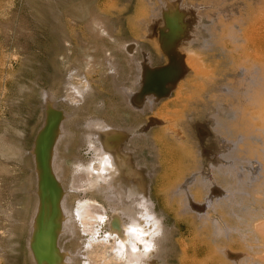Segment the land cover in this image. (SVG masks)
<instances>
[{
	"label": "bare ground",
	"instance_id": "bare-ground-1",
	"mask_svg": "<svg viewBox=\"0 0 264 264\" xmlns=\"http://www.w3.org/2000/svg\"><path fill=\"white\" fill-rule=\"evenodd\" d=\"M78 1L55 0V4L70 6L72 9L71 16L75 19H85L88 31L93 34V41L88 46L83 45L84 47L81 48L80 63L73 62L70 57L64 59L63 67H68L65 75L61 76L59 71L54 73L52 82H50L49 93L42 96L46 111L51 108L55 109L53 103L58 101L60 95H62L63 103L65 99L67 100L66 105H64L67 107L65 112L63 110L65 118L64 121L62 120L61 128L56 132H54L56 128L53 130L52 141L54 144L56 143L55 147L52 143L51 146L53 147L47 145L52 131V125H48L40 130L34 149L27 156L32 170L28 178V192L30 203L34 201L31 218L26 224V229L29 232L27 249L33 264H169L167 259L173 249L181 252L179 264H245L248 257L245 258L243 254L236 256L234 252L228 250L225 241L229 242V238L236 234L240 237L241 242L250 243L248 239V241L246 240L245 235L248 232H251L255 237L259 234L264 235V219L254 221L255 219L250 218L249 210L243 197H241L242 195L239 196L238 200L234 196V188L241 187V194H245L243 192L246 191V185L249 183L247 184L241 178L236 180L235 187L231 183L238 175L236 168L237 144L246 146V140L253 141V143L260 140H256L253 136H239L237 142L222 141L220 134L223 131L227 134L231 130H228V127L223 128L217 120L216 112L220 110L217 109L219 104L215 102L220 100L219 96L214 95L212 90L204 91L207 87L211 88L218 78L215 79L213 75L205 72L203 61L208 60L209 57L202 55L203 57L200 59L199 54L197 55L198 51H205L212 43L213 37H211L208 29L217 24L215 21V17L218 16L216 12L224 14L231 7L230 2L233 0H202V4L196 3V5L189 6L184 5L183 0H167L168 2L159 5V10L150 14V20H144L142 13H139L135 17L137 27H142L138 24L139 21L145 25L143 26L145 35L155 41L158 56L164 60L168 59L169 65L167 64L165 68L160 70L153 69L151 65L146 66L147 59L145 56L149 51H144V43L139 40L140 33L136 27L132 29L130 38L137 47L121 41L118 36L113 34L112 18L104 13L105 11H112L113 7L104 5L102 8L105 11L93 6L90 9L87 0L77 3ZM86 4H88V9ZM257 5L255 8L248 9L246 18L251 17V19L245 27L236 32L234 29L228 30V36L232 42L239 43L237 47L241 46L240 52L243 63H249L256 59L261 63L259 65H264V0H257ZM224 6L226 7L223 8ZM255 13L257 18L253 17ZM50 17L55 22V25L52 26H55V31L59 35L60 48L64 50L65 43L69 40L68 33L62 26L58 12L52 11V8H50ZM107 42L113 44L108 45ZM138 46H141L142 49ZM250 70L253 71V74H250ZM95 71L100 76V82L106 83L108 81L110 88L118 97V102L112 105L113 117H108L105 112L106 103L104 99L98 96L97 91L90 85V79L86 76L87 73L92 74ZM240 71L249 72L247 78H244L245 81L242 78L243 85L249 91L257 82L259 84L260 81H263L257 76L259 73L254 74L258 72L254 65H251V69L248 71ZM243 72L241 73L244 74ZM241 73L240 75H242ZM252 75H256V77H252ZM147 79H149L148 82L156 81L157 83L163 79L160 81L162 85L159 86V89L164 94L153 95L155 96L154 99L151 98L145 103L144 93L146 90L142 95L141 89L138 93L137 88L139 85H146ZM241 82L239 81L238 84ZM243 85L241 86L242 90ZM185 87H189L191 90L201 89L202 100L198 104L201 105L202 103V117L188 115L185 119H178L179 122L177 123L173 115H176L179 110L173 111L172 107H175L179 100L189 102V96L184 92ZM220 87L224 95L231 94V91L222 84ZM247 88L244 89L248 90ZM153 90L156 92L155 89ZM169 90H173L170 99L159 106L158 112L150 118L149 123L144 124V127L135 128L125 125L126 119L140 117L137 111L145 113L148 111L146 108L150 111L154 109L162 97L170 96ZM246 94L245 96H248ZM135 98L140 99L138 100L140 102L134 101L142 104L143 108H136L134 113L132 111L135 106L131 100ZM252 105L255 106L256 110L252 121L260 126L258 132L263 137L264 92L254 100ZM127 111L131 113H127ZM246 116L248 117V114L242 116L241 129L244 132V129L246 131L250 129L247 127L248 119ZM176 123H182L184 126V136H181L173 127ZM228 123L230 124L231 121L229 120ZM59 124L60 122L57 125L59 126ZM153 125H161V128L157 131H150L149 129ZM219 126L220 128L217 129ZM165 133L172 134L173 138L166 137ZM176 139L182 141L179 146L174 145ZM168 140L173 144H168L166 142ZM139 142H143V144L138 145ZM2 144L10 149L13 156H17L19 159L25 157V153L22 152L19 144L4 140H2ZM184 145H190L194 148L192 164L195 165L196 174L184 181V184L174 186L183 180L182 165L184 161L180 158V154H184ZM64 147L65 149L70 147L71 151L63 152ZM144 149L152 159L149 163L142 160L144 166H147L136 168L132 165L133 161L143 159L145 153L142 151ZM35 154L38 160H41L39 166L44 165L42 161L45 164L47 162L44 165L45 169L44 166L42 169L46 170L48 167L50 175L53 174L61 188L63 187L59 179L60 181L68 179V188L64 193L63 201L61 200L62 203L55 200L56 205L58 202L61 207H58L60 210L56 207L58 209L56 212L59 211L57 215L63 216L62 220H58V223L55 220V223L59 224L62 221L60 227L63 229L61 231H64L63 238L67 234L71 235L69 239L71 247L66 248V244L63 245L64 243H60V241L56 246L55 240L58 237L55 238L57 235H52L51 230L44 229L41 231L42 229L37 227L41 230L38 232L39 234H34V232L37 233V224L35 225L37 220L35 219L38 215L36 216V214L40 212L38 210H42L38 206L40 204L38 199L41 196L36 199L40 193L38 189L42 188V185L40 188L37 186L42 172H40V168V170L37 168L38 164L34 159ZM65 155L70 157L71 162L66 171L63 170V156ZM190 155L192 156V153ZM155 162L157 168L162 170L163 175L155 180L154 194L165 195L169 201L178 195L185 198L182 199V206L174 213L190 216L193 214L192 218L200 219L201 224L210 229L208 239L212 245L215 244L212 249L210 248V251L197 247L191 248V246L198 244V237L195 234L186 236L182 233L175 238L176 226L171 230L165 224L163 214L157 216L153 212L154 204L150 196L149 182L157 171L154 166ZM189 163L191 162L189 161ZM151 169L154 171L150 172ZM117 175L124 181L121 187H119L120 183H116L115 186L119 188L112 186V183L118 178ZM240 175L243 177V173ZM53 176L51 175V178ZM48 177L46 176L48 184L46 183L45 186L48 185L49 188L51 181ZM55 179L52 178L51 180ZM40 181L45 183L42 182L43 180ZM220 181L224 182L225 185V190H220L222 192L218 189ZM48 188L46 192H50L51 188L49 190ZM191 189L200 190L203 193L205 204L197 205ZM39 191H43V188ZM69 202H73V205L70 206ZM52 205L55 206V204ZM52 205L51 211H53ZM240 205L242 206L239 212L241 219L237 222L238 228L224 225L221 217L217 215V210H224L228 217H232L236 213L233 212V209ZM49 206L48 208H51ZM43 219L46 220L45 217ZM174 219L176 223H179L177 217ZM45 220H43L44 224ZM248 221L251 223L249 224ZM57 226L59 227V225ZM71 228L73 231L67 232ZM263 238L261 240L264 243ZM218 242H222V246H218L220 245L217 244ZM257 249L256 255L264 254V246L257 247ZM59 251H62L63 254L60 255ZM255 264H264V261Z\"/></svg>",
	"mask_w": 264,
	"mask_h": 264
},
{
	"label": "rangeland",
	"instance_id": "rangeland-1",
	"mask_svg": "<svg viewBox=\"0 0 264 264\" xmlns=\"http://www.w3.org/2000/svg\"><path fill=\"white\" fill-rule=\"evenodd\" d=\"M81 1L83 0H79L77 3H80ZM87 1L89 3V8L93 6L96 9H101L102 11H105L102 8L104 5L111 6L114 8L112 11H105L104 13L109 18H112L113 34L118 36L121 41H125L130 45H134V41L131 40L130 36L132 34V29H135V27L137 28V31H139L140 33V37L138 38L144 43V51H149L145 56L147 59L146 66L151 65L153 66V69L156 68V70H160L165 68L167 64L169 65L168 59L164 60L162 57H159L156 53L157 50L154 44L155 41L149 39L145 35V30L143 27L145 25H142V23L139 21L138 24L142 27L138 28L137 22H135V17L139 13H142L144 20H150V14L159 10L160 6L167 0ZM183 3L184 5L189 6L196 5V3L202 4L203 1L183 0ZM86 5L88 9V4ZM230 5L231 7L229 8V10L224 12V14H219L216 12V15H218L215 17V21L217 24L214 27L208 29V32L211 34V37H213V40H211L212 43L205 51H198L197 55L199 54L198 56L200 57V59L203 56L209 57L208 60L203 61L205 72L209 75H213L215 79L218 78L216 80L217 82H215V84L211 88L207 87L208 89L205 88L204 91L212 90L211 92L214 95L219 96L220 100H217L215 102L219 104V106H217V109L220 110L216 112L217 120L219 122V125L221 124L223 128L228 127V130H231L227 134L223 133L224 131L220 134L222 141L228 140L237 142L239 136H253V138H255L256 140H260L255 141L254 143L253 141L251 142L250 140H246V146L243 144H237L238 146L236 150L238 154L236 156V168L238 170V175L235 177L231 184L233 185V187H235L236 180L240 178L244 179L247 184L249 183L248 185H246V191L243 192L245 194H241V187L234 188V196L237 197L238 200L239 196L242 195L241 197H243L245 205L249 210L250 218L255 219L254 221H262L261 219H264V136L262 137V135H259L258 127L260 126L252 121V117H254L256 114L255 106H253L252 103L255 99L260 96V94H263L264 92V65H259L261 63L256 59L251 60L249 62L250 64L243 63V59L241 57L240 52L241 46L237 47V44L239 43L232 42V40L228 36V30L234 29L236 32L245 27L246 23L251 19V17L246 18L248 9L255 8L258 5L257 0H233L230 2ZM225 7L226 6H224L223 8ZM50 8H52V11L58 12V16L61 20L62 26L68 33L69 40L66 41L67 43H65L64 50H61L59 44V35L55 31V26H52L55 22L53 21V19H51L52 17H50ZM71 12L72 9L70 6H59L58 4H55V0H0V264H33V261L30 259L29 256V251L27 249L29 232L26 229V224L31 218L32 208L34 207V201L30 203L31 201L28 192V178L32 170L30 169L29 159L27 156H29L32 149H34L40 130H42V128L44 129L48 125H52V131L50 132V139H48L49 142L47 141V145L53 147L51 146V143L52 145L54 144V141H52V135L54 134V132L58 131V129L61 128V124L63 123L65 118L63 110L65 112L67 107L64 106L66 105L65 103L67 102V100L65 99L63 103L62 95H60L58 101L53 103L55 105V109L51 108L52 110H49L51 112H49L48 109L46 111V109L44 108V106L46 107V105L43 103L42 96L46 93H49L51 86L50 82H52V77L54 76V73L56 74V72L59 71V74H62L61 76L65 75L68 67H63L64 59L66 57H70L73 62L80 63L82 58L81 48L86 45L88 46L93 41V34L88 31V28L85 24V19H75L73 16H71ZM253 17L257 18L256 13L253 15ZM107 44L112 45L113 43L107 42ZM57 45L59 46V48ZM134 46L137 47V45ZM138 47L142 49L141 46ZM251 65L256 66V71L258 72L254 74L257 75L259 73V75L257 76H259L261 80L263 79V83L260 81L259 85L257 82L255 84L256 86L254 85L250 88L251 91L252 88L256 87L250 93L249 89L243 85V79L247 78V73L250 72V74H253V71H245L246 73H244L240 70L248 71L249 69H251ZM257 67L260 69V71ZM241 72L246 74V77ZM240 73L242 75H240ZM256 75H252V77H256ZM86 76L90 79V85L93 86L94 90L97 91L98 96L104 99L106 103L105 112L108 114V117H113L112 105L118 102V97L110 88L109 82H100V76L97 71L92 74L87 73ZM148 80L149 79H147L146 81V85H139L137 88L138 93L141 91V94L146 90V92L144 93V97H146L145 103H147V100H151V98L153 100L157 94H164V92L162 93V91H160L159 89V86L162 85L160 81H162L163 79H161L158 83L156 81L148 82ZM245 80L246 79H244V81ZM239 81L242 82L238 84ZM221 84L225 86L226 89L230 90L231 94L224 95L220 87ZM242 85L244 91L242 90ZM244 88H247L248 90H245ZM261 88L262 90H260ZM153 89H155L156 92H154ZM169 91L170 92L168 93L170 96L162 97L160 99L159 104L155 106L154 109L150 111L148 108H146L148 111H146L145 113L142 111H137L140 117H137L136 119H132L131 117L128 118V120L126 119L125 125L129 127L132 126L135 128L144 127V124L149 123L150 118L158 112L159 106L164 103V101L170 99L173 90ZM184 92L189 96V102L179 100L176 103L177 105L175 107H172L173 111L179 110L177 111L176 115H173L177 123L179 122L178 119H185L186 117H188V115L192 117H202V103L201 105L198 104V102L202 100L201 89L191 90L189 87H185ZM244 93H247L246 95L250 97L248 98V96H245ZM212 98L214 99V97ZM134 100L140 102L138 101L140 99L135 98L131 100L132 104L135 106L132 112L135 113L136 108H143V106L142 104L136 103V101ZM127 113L131 112L127 111ZM245 114H248V117L246 116L248 119L247 127L250 129H248L247 131L246 129H244V132L241 129V125L243 120L242 116H244ZM227 119L228 122L229 120L231 121L230 124L227 122ZM58 122H60L59 126L57 125ZM172 123L174 122L172 121ZM177 123L174 124L173 127L176 129V131H178L181 136H184V126L182 125V123ZM160 128L161 125H153L149 130L157 131ZM219 128L220 126L217 129ZM165 136L173 138L172 134L165 133ZM2 140L9 143L14 142L16 144H19V146H21L22 148V152L25 153V157L19 159L17 156H13L11 154L10 149L2 144ZM174 141V145L176 146H179L182 142H180L179 139H176ZM166 142L168 144H173V142L169 140ZM139 144H143V142H139L138 145ZM184 150L186 151V154L185 151L184 154H180V158H182L184 161L182 165V169L184 170L182 177L183 180H181L178 184L176 183L174 186H180L181 184H184V181L188 180L189 178H192L194 174H196L195 165L192 164L194 158V148L190 145H184ZM69 151H71L70 147H67L66 149L64 147L63 152ZM42 152L43 150L40 153L42 154ZM142 152L145 153V156L142 157L143 159H140L139 161H133L132 165L136 168H144L145 166H147H144L142 160L149 163L152 159L147 154L146 149H144ZM190 153H192V156L190 155ZM62 155H64V153H62ZM34 159L36 160V164H38V170L41 169L40 172H42L40 173L41 178L39 177V184L37 186L38 188H40V185H42L43 188V191H39L42 190V188L38 189V192L40 193L38 194V197L36 196V199L41 196L39 198L41 200L38 199V201H40V204L38 202V206L42 208V210H38L40 212L36 214V216L38 215L37 219H35L36 216L34 217V219L37 220L36 222L34 220L35 225L37 224V233L34 232V234H39L38 232L41 229V231H44V229L51 230L52 235H57L55 236V238L58 237V239L55 240V243H57L56 246H58V243L60 241V243H64L63 245L66 244V248L69 246L71 247L72 245H70L69 242L71 235L67 234L63 238L64 231H61L63 229L62 227H60L62 226V221L59 222V224H56L58 223V220H62L63 217H60V214L57 215L59 211L56 212V210L61 208L58 202L62 203L63 201L64 193L68 188V179H62V181H60L59 179V182L63 187L61 188V186H59L60 184L58 183V180L55 179L52 173V178L55 180H51L52 178L48 167H46V170L48 172L42 169V167L46 165L47 162L45 164L42 161V164L44 165L39 166V162L41 160H38L36 154L34 156ZM63 161V170L66 171L70 167V157L66 155L63 156ZM189 161L191 163H189ZM154 166L157 171L154 174V177L150 179L149 182L151 192L150 196L152 203L154 204L153 212H155L157 216H159V214H163L164 222L168 226V228H171V230H173L174 226H176L177 229L174 235L175 238L180 236L182 233H184V235L186 236L190 234H195L197 235L199 242L197 241L198 244L195 246H191V248L197 247L198 249L203 248L207 251H210V248L212 249L215 245H212L208 239V233L211 232L210 229L202 225L200 219L195 218V220L194 218H192L193 214H191L190 216L181 213H174L178 208H180V206H182V199L184 197H180L178 195L176 198H173L169 201V199H167L165 195L154 194V188L156 186L155 180L163 175L162 170L157 168L156 162ZM43 168L45 169V166ZM241 170H243V172H241ZM43 171L45 175L43 174ZM153 171L154 170L151 169L150 172ZM255 171L256 173H254ZM239 173H243V177H241ZM41 174H43L44 176ZM46 176H49L50 178H48L51 181V184H49V188L51 189L50 192H48L52 193L53 195L46 192V189L48 188V185L45 186L47 183ZM117 177L118 178L115 179V181L112 183V186L116 187L115 185L118 182L120 183L119 187H121L124 181H122L123 179L119 175H117ZM40 180H43L42 182L45 183H41ZM223 183L224 182L222 181L218 183L219 191L222 189L225 190V185ZM191 192L195 195H193L195 197L193 198L196 200L197 205H199L200 203L205 204V199L202 195L203 193L200 190L196 191L195 189H193ZM47 194H49V197L47 196ZM50 195L52 196L50 197ZM50 198H53L52 202L50 201ZM55 200L58 201V206L56 205ZM48 202L49 204H47ZM52 204H55V206ZM48 205H50L49 207H51V205L53 206V211H51L52 207L48 208ZM69 205L72 206L73 202H69ZM44 207H46L45 209L48 208L47 210L50 211L46 210V212H44ZM56 207L59 208L56 209ZM241 207L242 206L240 205L233 209V212H236L234 215L237 218H235L234 215L232 217H228L227 212L221 209L217 210V215L221 217V220L223 221L224 225L227 224L230 227L233 226L235 228H238L237 222L241 219L239 218V212L241 211ZM51 213L52 215L50 216ZM56 215L57 218L55 219ZM210 215L211 217H213L212 214ZM43 217H45L46 220L43 219ZM174 217L178 218L179 223H176ZM41 220H45V224L44 221L43 223H41ZM248 223L250 224L251 222L248 221ZM57 225H59V227ZM37 227L41 229H38ZM52 227L54 228L52 229ZM54 231H56L57 233H55ZM70 231H73V228L69 229L67 232L70 233ZM245 236L246 240H249L250 243L248 244L250 245L241 242L240 237L236 236V234L229 238V242L225 240L222 241L227 242L224 243L228 246V250L234 252L236 256L243 254L245 258H250L249 260L247 258L245 264H255L256 262H261L262 260L264 261V254L256 255V251L258 252L257 247L264 246L263 240H261L264 235L259 234L255 237L253 234H251V232H248V234H246ZM191 244L193 243L191 242ZM217 244H220L218 246H222V242H218ZM59 253L60 255L63 254L62 251H59ZM180 255L181 252L179 250L176 251L173 249V252L170 253L167 262L169 264H179ZM221 259L224 260V258L222 257Z\"/></svg>",
	"mask_w": 264,
	"mask_h": 264
}]
</instances>
